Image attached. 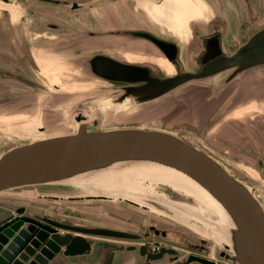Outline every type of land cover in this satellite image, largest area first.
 Segmentation results:
<instances>
[{
  "label": "rangeland",
  "instance_id": "374dc122",
  "mask_svg": "<svg viewBox=\"0 0 264 264\" xmlns=\"http://www.w3.org/2000/svg\"><path fill=\"white\" fill-rule=\"evenodd\" d=\"M19 1L24 5L22 8L16 4ZM70 1L80 3L78 8L71 10L68 4L45 5L32 0H9L8 5L0 2V7L7 6L10 11L8 22L0 18V40L5 41L0 46V95L6 96L0 99V155L9 148L34 139L74 132L73 114L80 112L85 116L89 130L140 128L179 137L208 154L242 181L256 194L264 210V174L257 171L256 159L244 152L246 147H251L264 163V66L237 77L226 89L216 86L219 79L192 81L162 97L121 111L113 103L116 95L112 90L116 84L89 75L86 59L94 53H103L118 60L154 67L152 62L159 58L157 49L149 42L122 31L145 30L156 35L152 24H149L152 18L146 15L148 10L139 6L144 3L150 6L155 0H64ZM228 1L235 9L233 0ZM199 2L202 5L199 7L202 28L192 21L196 18L193 16L182 29V39L187 38L188 46L193 50L197 47L196 36L205 33L210 23L213 25L224 19L229 27L223 39L226 43H233V46H226L225 51L232 52L245 40L235 37L236 24L244 16L237 15L236 10L233 13L225 9L222 0ZM104 7L111 8L110 16L103 14ZM29 9L36 10V15L29 16ZM20 13L25 16L21 22L18 20ZM108 18L114 24L109 25ZM168 18L161 14L157 19L170 25ZM46 21L55 22L60 28H43L41 25ZM33 23L38 25L33 26ZM162 23H158L160 27H163ZM262 25L257 24L256 27ZM253 30L250 29L247 34ZM166 37L170 40L169 35ZM47 57L51 63L45 59ZM29 59L33 62L30 63L31 68L27 66ZM185 60L186 53L181 58L183 69H187ZM36 66L46 69L49 80L56 85L79 89L70 93L58 92L52 85L44 83L48 88L41 91L13 79V76L21 74L41 82ZM158 73L162 74L161 71ZM106 103L109 105H105L104 110L99 109ZM91 120L96 121L95 125L91 124ZM118 187L149 196L163 195L172 202H190L179 194L185 195L209 210L203 198L167 173L148 167H124L105 170L88 181L73 184L62 181L2 192L0 214L22 205L27 215L41 214L61 222L86 226L135 229L122 221L138 220L145 230L147 224L154 223L157 227L168 228V242L180 254L192 251L181 243L180 237L195 240L200 238L197 234L202 235L201 232L150 210L147 205L114 195L113 188ZM196 212L201 211L198 209ZM212 215H215L213 211ZM189 224L201 226L193 221ZM202 239L209 244L211 251L208 256L219 259L216 253L223 248L217 245L220 244L217 238L211 235V238Z\"/></svg>",
  "mask_w": 264,
  "mask_h": 264
},
{
  "label": "water",
  "instance_id": "95a60500",
  "mask_svg": "<svg viewBox=\"0 0 264 264\" xmlns=\"http://www.w3.org/2000/svg\"><path fill=\"white\" fill-rule=\"evenodd\" d=\"M74 7L77 3L72 2L71 8ZM226 25L224 19L213 25L210 23L205 33L196 36L197 47L185 52L187 69H183L179 62V51L173 40L145 30L122 31L153 45L172 66L169 75L159 74V70L149 64L126 62L103 53H94L86 59V70L98 80L116 84L112 90L116 95L115 104L129 99L132 106L138 105L162 97L186 83L209 78L219 79L216 86L226 89L237 77L264 66V25L231 53L225 54L221 39L226 35ZM39 79L41 82L32 81L30 85L34 89L47 90L45 79ZM53 89L72 92L54 85ZM4 98L5 95H0V99ZM73 120L77 123L74 134L34 140L3 152L0 155V193L19 187L60 183L86 170L116 162L132 159L159 161L183 170L228 210L235 225V229L229 232L232 255L228 254L229 246L225 244L223 250L216 253L219 258L216 263L194 255L178 257L177 251L170 248L152 252L139 245L137 253L143 257V264L162 263V260L170 264H264V210L254 198V192L215 159L167 132L140 128L89 130L85 116L80 112L73 114ZM95 123L91 120L92 125ZM255 158L257 171L264 174L263 161L257 154ZM142 202L172 215L167 207L154 200L144 198ZM87 237L130 239L133 236L105 227L80 226L46 216H29L24 206L12 207L10 212L0 216V264H46L57 254H94L98 249H107L100 264H111L114 252L123 249L121 245Z\"/></svg>",
  "mask_w": 264,
  "mask_h": 264
},
{
  "label": "bare ground",
  "instance_id": "6f19581e",
  "mask_svg": "<svg viewBox=\"0 0 264 264\" xmlns=\"http://www.w3.org/2000/svg\"><path fill=\"white\" fill-rule=\"evenodd\" d=\"M139 6L142 9L148 10L147 11L148 13H146V14H148V16H151V18H152L151 20L155 24L154 31L159 36L166 37L169 35L178 42V45L180 47L183 46L182 34H181L182 29L184 28V25L187 22V20L190 18H193V16H195L194 5L192 3H190L189 0H182V2H179L178 0H164V2L159 6L155 5V4H151L150 6L149 5L147 6L146 3H144L143 5L139 4ZM110 10H111L110 7H104L103 8V14L110 16V13H111ZM161 14L165 15V17H167V18L168 17L170 18V20L168 18V20L171 23L170 25L165 24V23H167L166 21H163L165 23L158 21L157 18L159 17V15L161 16ZM88 15H89V13H88ZM173 16H174V18H173ZM108 20H109V18H108ZM158 23H162L163 27H160ZM111 24H114V23H112V21H110L109 25H111ZM179 29L181 31H179L177 33V30H179ZM45 59H47L48 62H50V63L52 62L51 59H49L48 57ZM127 61H130V60H127ZM36 62H37V60H36ZM130 62H133V61H130ZM152 63L155 64L160 71H162L166 74L170 73V66L167 62L164 61V59H154V61ZM41 69L43 70L42 67H41ZM43 71L47 72L45 70H43ZM64 88L68 89L66 87H64ZM69 88H71V87H69ZM72 92H75V91L72 90ZM106 105H109V104L107 103ZM118 105H123V106H128V107L132 106L129 99H124ZM235 115H236V113H235ZM76 126H77V123H74L75 128H76ZM74 133H75V131L72 133H69V134H74ZM124 167H148L150 169H154V170H158V171H162L164 173H167L174 180L181 183L182 186L190 189L196 195L203 198L206 201V205L209 206V210L203 205L198 206L192 198L187 197L185 195H181V194H179V195L185 199H190L193 204L190 205L186 202H178V201L172 202V201L164 198L163 195L161 197L155 196V195L149 196V195H145V194H141V193L131 192V191H128V190L123 189V188L121 189L120 187L113 188L112 193L114 195L115 194L116 195H123L124 198H128V199L137 201L143 205H147L146 203L142 202V200L144 198L154 200V201L164 205L165 207H167L172 212L171 213L172 215H168L166 213H163V212L147 205L150 208V210H153L155 212H160V213L165 214L169 217H172L173 219L180 222V224L183 223L185 225H188V227H191V228H193V229H195L201 233L203 230L202 229L203 223L207 224L209 227V230L212 231L214 236L220 242V244H219L217 241L218 244L217 243L216 244L217 245L225 244V245L229 246V250L227 252L229 255H232V251L230 249L232 244L230 241V233L229 232H230V230L235 229V225H234L233 219H232L231 215L229 214L228 210L223 206V204H221L217 199H215L201 183H199L197 180L193 179L191 176H189L183 170H181V169H179L173 165L161 163L159 161L150 160V159H136V160L132 159L129 161H124V162H116V163H113L107 167L104 166V167L97 168V169L86 170V172H84L83 174H79L77 176H74L73 178L66 179V181L69 184L77 183V182H80L83 180L88 181L94 175H96L100 172H103L105 170L113 169V168H124ZM145 169H147V168H145ZM106 189H107V187H106ZM124 190H126V191H124ZM175 193H177V192H175ZM253 196L260 203V201L256 197V194H253ZM260 205H261V203H260ZM261 207H262V205H261ZM190 208H191V211H193V212L189 211ZM198 209L201 211L200 213L196 212ZM212 211L215 213V215L210 216ZM216 219H218L219 222H216ZM189 221L197 222L201 226L195 227L192 224H189Z\"/></svg>",
  "mask_w": 264,
  "mask_h": 264
},
{
  "label": "flooded vegetation",
  "instance_id": "af4514ba",
  "mask_svg": "<svg viewBox=\"0 0 264 264\" xmlns=\"http://www.w3.org/2000/svg\"><path fill=\"white\" fill-rule=\"evenodd\" d=\"M32 1H35V2H38V3H41V4H45V5H48V4H53V5L64 4V3H62L64 0H47V1L46 0H32ZM189 1H190V3H192L194 5V8H195V16H196V18L193 19L192 21L195 24H197V26L199 28H202V17H201L202 12H201V10L199 8V7H202V5L199 2V0L198 1L197 0H189ZM0 2L3 3L4 5L10 4L9 0H6V2H3V1L0 0ZM72 2L73 1L66 2L68 4V7L71 10L77 9L80 3L75 2V3H77V7L71 8ZM163 2H164V0H155L154 4L159 6ZM233 2L235 4V9H234V7L231 5V3L228 0H222V3H223L222 6H224L225 9H229L233 13L236 10L237 15H239L240 17L244 16L243 19L241 18L239 24H236V34H235L236 38H240V39L241 38H245V40L241 43V44H243L248 39L249 36H251L260 27H262V26L256 27V25L257 24L262 25V23H264V0H233ZM219 3L222 4L221 2H219ZM16 4L20 8H22L24 6L21 1L17 2ZM0 9L3 10V12L0 11L1 20L4 21V22L5 21L8 22L10 20V11H9V9L7 8V6L6 7H0ZM221 9H222V7H221ZM36 13H37L36 10H33V9H29L28 10V15L29 16H35ZM24 18H25V16L20 13V15L18 16L19 22L23 21ZM149 24L150 25L152 24V29L154 30L155 24L152 21H150ZM34 25H38V24L33 23V26ZM41 26L43 28H49V29H52V30H58L60 28L59 24H57L55 22H52V21L43 22ZM228 27L229 26H228V23H227V25L225 27V34L228 33ZM252 28H254V30L251 31L250 34H247L248 31L250 29H252ZM156 35L159 36L157 33H156ZM159 37H161V36H159ZM161 38L167 39L168 37H161ZM169 38H170V40H173L175 42L176 46H177V49L179 51L178 59H179V62L181 63V58H182L183 54L185 52H187L188 49H190V47L188 46V43H187V38L182 39L183 46H181V47L178 45V42L174 38H172L171 36H169ZM4 42L5 41L0 40V46ZM19 43L22 44V42H19ZM241 44H239V46ZM229 45L233 46V43H226V41L224 39H221V48H222V50H223V52L225 54H229V53H227L225 51L226 46H229ZM158 57H159L158 59H164L160 55ZM34 61L36 62V60H34ZM164 61L167 62L165 59H164ZM31 62H32V59H29V61L27 63V66L30 67V68H31V65H30ZM126 62H130V61L126 60ZM153 65H154V67L157 70H159L158 67L155 64H153ZM169 66H170V73L169 74H171L172 73V66L170 64H169ZM36 68H38V75L40 77H42L43 79H45V82L47 83L48 86H51V85L53 86L54 85V86H57L61 90H74V91H77L79 89V88H76V89L75 88H68V89L62 88V87L56 85L52 80H49L50 77H48L46 75L47 72H44L41 69V67H37L36 66ZM162 73H164V72H162ZM164 74L165 75H169V74H166V73H164ZM17 75L13 76V79L15 81H20L21 83L23 82L24 85L26 87H28V88H33L30 85L32 81H35L36 83L38 82L36 80H32L31 78H27L26 76H23L21 74H17ZM106 104H104L99 109L104 110V107H105ZM115 106H117L119 109H121V111H125L126 109H128V106H123V105H118V104L117 105L115 104ZM105 115L108 116V113H106ZM244 152L249 154V155H251V156H253L255 158L256 153H254V151L252 150L251 147H246ZM255 164H256V161H255ZM188 200L190 202H188L187 200L186 201H182V202H186V203H188L190 205L193 204L190 199H188ZM179 202H181V201H179ZM64 222H67V221H64ZM122 222L124 224H126V225L134 226L135 229H133V228H131V229H129V228L120 229V228L105 227V226H100V225H93L91 227H94V226L105 227V228L114 229V230H117V231H120V232H123L125 234L133 236L130 239L129 238L107 237V238H111V239H123L125 244H123L121 246L123 247L122 251H125V252H130V251H134V250L137 251V247H139V245H142L144 249H146L148 251H152V252H155V251H157L160 248H170V249H174L175 251H177V253L179 254L178 257H182V256H185V255H194V256H197V257H200V258L209 259V260L213 261L214 263L219 261L218 259H216L214 257H209L208 256V254H209V252L211 250H210L208 242L206 240L202 239V238H205V239L206 238H211V235H214V234L212 233V231L209 230L208 225L205 224V223H203V228H202L203 230L201 229L202 230V235H198L197 234V236H199L200 238L192 240V239H190L188 237L187 238L180 237L181 240H182L181 243H185L186 246L192 250L191 252H188V253L183 255V254H180L178 252V249L173 244L168 242L169 238H170V232H169L168 228L157 227L154 223H149V224H147L146 229L144 230V229H142V226H143L142 222H140L138 220H135L133 222L130 221V220H123ZM216 222H219V220L216 219ZM75 225L86 226L84 224H75ZM111 243L116 244L115 242H111ZM116 245H120V244H116ZM167 258H168L167 256L164 257L165 260H167ZM163 262H164V260H162L161 264H163ZM170 263L171 262L166 261V263H164V264H170ZM139 264H143V257H141V261L139 262ZM149 264H158V262H152V263H149Z\"/></svg>",
  "mask_w": 264,
  "mask_h": 264
},
{
  "label": "crops",
  "instance_id": "0c3cea01",
  "mask_svg": "<svg viewBox=\"0 0 264 264\" xmlns=\"http://www.w3.org/2000/svg\"><path fill=\"white\" fill-rule=\"evenodd\" d=\"M178 1L182 2V0H178ZM43 70L46 71V69L44 68ZM30 215L37 216V217L43 216L41 214L39 215L30 214ZM87 238L97 240V241L115 242L116 244H120V245L125 244L123 239H111V238H106V237L105 238L87 237ZM106 253H107V249H98L95 251L94 254L90 253V254H83V255H76V256H62L60 254H57L51 260H49L46 264H100L102 260L104 259ZM140 261H141V257L138 255L137 251L134 250L130 252H125L121 250V251L114 252L113 260L111 264H139ZM158 264H161V263L158 262Z\"/></svg>",
  "mask_w": 264,
  "mask_h": 264
}]
</instances>
